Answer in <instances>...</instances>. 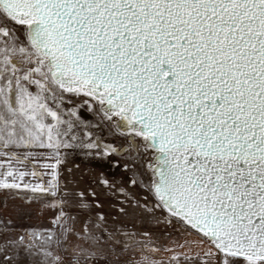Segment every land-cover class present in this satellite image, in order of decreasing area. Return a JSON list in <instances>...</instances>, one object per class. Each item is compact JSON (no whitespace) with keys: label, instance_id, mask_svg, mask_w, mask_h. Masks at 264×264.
Here are the masks:
<instances>
[{"label":"snow or ice","instance_id":"obj_1","mask_svg":"<svg viewBox=\"0 0 264 264\" xmlns=\"http://www.w3.org/2000/svg\"><path fill=\"white\" fill-rule=\"evenodd\" d=\"M0 264H264V0H0Z\"/></svg>","mask_w":264,"mask_h":264}]
</instances>
